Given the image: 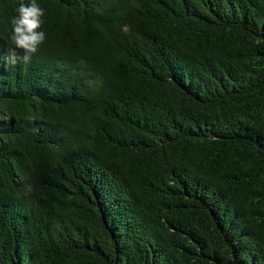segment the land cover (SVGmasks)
<instances>
[{
	"label": "trees",
	"instance_id": "1",
	"mask_svg": "<svg viewBox=\"0 0 264 264\" xmlns=\"http://www.w3.org/2000/svg\"><path fill=\"white\" fill-rule=\"evenodd\" d=\"M36 2L11 66L0 0V264H264V0Z\"/></svg>",
	"mask_w": 264,
	"mask_h": 264
},
{
	"label": "clouds",
	"instance_id": "2",
	"mask_svg": "<svg viewBox=\"0 0 264 264\" xmlns=\"http://www.w3.org/2000/svg\"><path fill=\"white\" fill-rule=\"evenodd\" d=\"M44 10L36 0L29 4L20 3L16 14L10 21V46L7 50L6 62L15 66L21 59L30 58L45 41V33L39 31ZM23 53V57L20 55Z\"/></svg>",
	"mask_w": 264,
	"mask_h": 264
}]
</instances>
